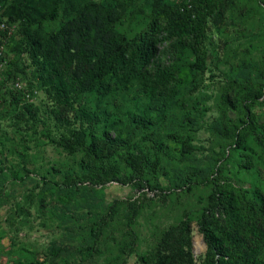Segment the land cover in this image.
Returning <instances> with one entry per match:
<instances>
[{"label":"trees","instance_id":"obj_1","mask_svg":"<svg viewBox=\"0 0 264 264\" xmlns=\"http://www.w3.org/2000/svg\"><path fill=\"white\" fill-rule=\"evenodd\" d=\"M75 1L0 0V9H3L0 22L8 25L18 22L5 50V57L9 49L13 51V58L4 71H0L4 80L12 81V91H7L9 99H3L9 105V114L34 131L45 124L44 129L42 126L40 129L44 138L73 159L72 172H76V179L58 185L68 202L73 200L71 195L76 193L77 181L92 186L135 182L140 186L138 190L160 197L182 190L185 183L169 187V183L151 185L144 179L147 175H155L160 160L158 155L151 160L140 144H136L133 135H143L151 141L156 152L161 150V142L151 136H155L160 124L166 123L177 103L180 87L184 86L185 79L178 63L190 52L194 61L188 65L189 71L203 74L207 70L209 24L223 20L230 0H142L150 9V19L144 31L129 39L118 32L117 26L123 23L126 12L136 0H91L81 8ZM259 3L264 22V0ZM49 22H58V28L46 31L44 27ZM4 34L0 30V37ZM159 43H167L171 60L163 61L157 47ZM22 56L25 62L21 61ZM20 75L27 77L26 83L18 78ZM16 80L25 85L21 90L13 87ZM135 81L143 84V99L133 93L134 104L125 116V125L130 131L121 135L116 125L119 110L110 98L117 88L128 91ZM38 91L47 101L41 119L34 105ZM259 99L264 106V73L259 76L254 97L256 101ZM254 100L245 101L242 126L231 134L229 149L240 151L244 159L238 164L241 169L254 166L247 145L249 138L264 159V121L251 115L250 104ZM111 131L116 133L114 137L108 136ZM170 138L178 140L176 136ZM179 141L183 152H189L188 142ZM115 160L129 168L130 175L115 169ZM21 170L32 173L25 161ZM51 170L60 171L59 168ZM18 172L19 165L12 175L16 178ZM189 180L187 178L186 183H190ZM206 180L213 186L207 206L197 221L206 245L199 263L192 253L191 223L182 220L163 231L154 246L140 256L138 264H264L263 195L257 187L236 189L230 181L220 178L218 168ZM46 198L42 196L40 201L45 202ZM99 199L97 194L88 193L79 203V208L84 206L95 214L90 220H96L92 226L81 227L86 234L78 237L76 234L81 248L105 247L104 232L113 218L103 220L97 214ZM132 221L127 219V228L132 226ZM126 230V242L122 247L123 251H130L134 247L130 241L133 236L129 229ZM112 236L115 240V232ZM60 251L57 244L50 246L55 256ZM15 264H46V260L40 261L36 255L29 261L17 260Z\"/></svg>","mask_w":264,"mask_h":264},{"label":"rangeland","instance_id":"obj_2","mask_svg":"<svg viewBox=\"0 0 264 264\" xmlns=\"http://www.w3.org/2000/svg\"><path fill=\"white\" fill-rule=\"evenodd\" d=\"M89 1L75 2L81 8ZM261 1L230 0L223 20L216 24L210 22L208 65L203 74L189 71L188 65L194 61L190 52L178 63L185 79L184 86L180 87L177 103L169 112L166 123L160 124L153 134L155 136H151L161 142V150L156 152L151 141L143 135H133L136 144H140L151 160L156 155L160 160L155 175L144 177L149 184L169 183V187L186 184L182 190L167 196L138 190L140 186L135 182L92 186L76 180V193L71 195L72 202H68L58 185L76 179V172H72L73 159L44 138L46 136L40 129L41 126L44 129L45 124L34 131L30 126L16 122L14 115L9 114V105L3 99L8 101L7 91H12V81L4 80V74L0 72V264H15L17 260L25 262L36 255L40 261L46 260V264H138L140 256L154 246L163 231L182 220L191 223L192 253L199 263L206 245L197 221L207 206L213 186L206 179L218 168L220 178L230 181L236 189L257 187L264 197V159L259 148L249 138L247 145L254 164L249 169L239 168L238 164L244 161L240 151L229 149L231 134L242 126L245 101L254 100L259 76L264 73ZM149 19V7L142 0H136L117 30L126 38H132L146 29ZM13 24L17 27L18 22ZM44 28L46 31L55 30L58 22H49ZM157 47L163 61L171 60L167 43H159ZM6 55L8 62L13 58V51L7 49ZM21 61L25 62L24 56ZM18 78L27 82L23 75ZM134 92L142 100L143 84L135 81L129 85L128 91L119 87L110 98L119 110L116 125L121 135L130 131L125 125V116L134 104ZM260 102L261 99L250 104L251 115L264 121V106ZM46 104L44 94L38 91L34 105L40 119ZM115 135L113 131L108 133L109 137ZM179 140L188 142L189 152H183ZM227 150L229 154L222 161ZM22 156L26 159L22 160ZM24 161L32 173L21 170ZM17 165L20 172L15 178L12 174ZM113 167L130 175L129 168L117 160L113 161ZM52 168L60 171L56 173ZM65 177L69 179L65 180ZM187 178L190 183H186ZM88 193L100 198L97 214L103 220L113 218L104 232L107 237L103 242L105 247L96 250L81 248L75 238L76 234L77 237L86 234L81 227L92 226L96 221L90 220L95 217L92 211L84 206L78 207ZM45 195L46 201L41 202L40 197ZM127 219L133 220L130 228L126 226ZM67 220L71 222L67 223ZM126 229L133 236L130 241L134 247L130 251H123L122 247L126 242ZM53 243L61 247L56 256L50 252Z\"/></svg>","mask_w":264,"mask_h":264},{"label":"built area","instance_id":"obj_3","mask_svg":"<svg viewBox=\"0 0 264 264\" xmlns=\"http://www.w3.org/2000/svg\"><path fill=\"white\" fill-rule=\"evenodd\" d=\"M3 9H0V14H2ZM0 30L3 31L5 34L4 36L0 37V71H4V68L7 64V58L5 57V50H6V43L14 34L15 26L8 25L5 21L0 22ZM25 85L16 80L13 84L15 89L21 90ZM28 98V96L26 97Z\"/></svg>","mask_w":264,"mask_h":264}]
</instances>
